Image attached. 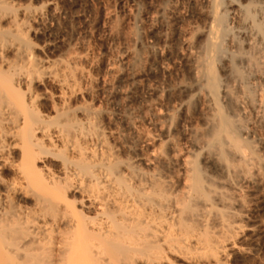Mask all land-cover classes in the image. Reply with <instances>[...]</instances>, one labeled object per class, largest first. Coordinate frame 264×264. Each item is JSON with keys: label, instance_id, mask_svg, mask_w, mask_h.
<instances>
[{"label": "bare ground", "instance_id": "6f19581e", "mask_svg": "<svg viewBox=\"0 0 264 264\" xmlns=\"http://www.w3.org/2000/svg\"><path fill=\"white\" fill-rule=\"evenodd\" d=\"M205 3L177 109L200 101L202 123L172 179L121 155L70 61L35 57L26 34L44 7L0 0V264H224L239 247L233 193L264 178L249 119L264 124V0ZM46 79L56 91H38Z\"/></svg>", "mask_w": 264, "mask_h": 264}, {"label": "rangeland", "instance_id": "374dc122", "mask_svg": "<svg viewBox=\"0 0 264 264\" xmlns=\"http://www.w3.org/2000/svg\"><path fill=\"white\" fill-rule=\"evenodd\" d=\"M15 1L44 7L42 18L28 23L33 54L43 60L70 61L82 88L79 101L105 112L106 129L116 133L111 142L125 145L121 155L130 153L143 167L162 166L168 178H175L181 159L193 153L191 128L202 123L200 101L191 100L186 113L177 109L189 100L178 90L179 83L190 77L189 50L183 42L193 39V29L203 24L205 0ZM37 85L39 92L56 91L49 79ZM253 114L249 119L256 125L254 137L264 136V124ZM257 151L264 159V146H257ZM173 153L181 154V159H174ZM211 169L207 167L217 175ZM259 176L240 181L233 193L244 228L237 238L241 248L230 250L224 264H264V178Z\"/></svg>", "mask_w": 264, "mask_h": 264}]
</instances>
